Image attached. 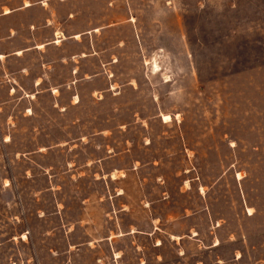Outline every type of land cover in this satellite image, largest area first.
<instances>
[{"label": "rangeland", "instance_id": "obj_1", "mask_svg": "<svg viewBox=\"0 0 264 264\" xmlns=\"http://www.w3.org/2000/svg\"><path fill=\"white\" fill-rule=\"evenodd\" d=\"M43 1L0 18V264H264V0Z\"/></svg>", "mask_w": 264, "mask_h": 264}, {"label": "crops", "instance_id": "obj_2", "mask_svg": "<svg viewBox=\"0 0 264 264\" xmlns=\"http://www.w3.org/2000/svg\"><path fill=\"white\" fill-rule=\"evenodd\" d=\"M51 1H53V0H44L43 2H42V4H43V6H46L47 5V2H51ZM35 4L34 3H32L31 2V0H27L26 2H25V4L22 6V7H19V8H8L7 10H5L4 12H1L0 13V18L1 17H3V18H6V19H11V18H17L18 16H20V12L22 11V10H26V9H30V8H32L33 6H34ZM18 19V18H17ZM28 19H30V18H28ZM40 17H39V21H40ZM25 20V19H24ZM35 20H37L36 19V16H35ZM45 20V22L47 21L48 22V18H45V16L43 15V19H42V21H44ZM39 21H38V23H39ZM38 23H34V24H32L31 23V27H42V25H40V24H38ZM8 28V27H7ZM15 31H18V28L17 27H10L9 28V32H10V34H11V32H15ZM36 47H45V43H42V44H38V45H36ZM17 53H21V51H18Z\"/></svg>", "mask_w": 264, "mask_h": 264}, {"label": "bare ground", "instance_id": "obj_3", "mask_svg": "<svg viewBox=\"0 0 264 264\" xmlns=\"http://www.w3.org/2000/svg\"><path fill=\"white\" fill-rule=\"evenodd\" d=\"M60 42V41H59ZM2 57V56H1ZM170 116H165V120H170Z\"/></svg>", "mask_w": 264, "mask_h": 264}]
</instances>
